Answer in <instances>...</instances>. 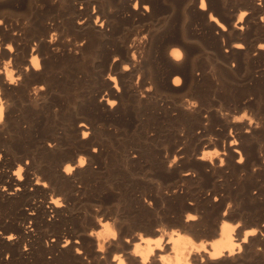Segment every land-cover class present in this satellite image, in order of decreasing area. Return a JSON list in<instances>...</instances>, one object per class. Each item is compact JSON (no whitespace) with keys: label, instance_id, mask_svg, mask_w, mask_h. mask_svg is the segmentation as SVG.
<instances>
[{"label":"bare ground","instance_id":"obj_1","mask_svg":"<svg viewBox=\"0 0 264 264\" xmlns=\"http://www.w3.org/2000/svg\"><path fill=\"white\" fill-rule=\"evenodd\" d=\"M264 264V0H0V264Z\"/></svg>","mask_w":264,"mask_h":264},{"label":"rangeland","instance_id":"obj_2","mask_svg":"<svg viewBox=\"0 0 264 264\" xmlns=\"http://www.w3.org/2000/svg\"><path fill=\"white\" fill-rule=\"evenodd\" d=\"M248 264H252V263H248Z\"/></svg>","mask_w":264,"mask_h":264}]
</instances>
